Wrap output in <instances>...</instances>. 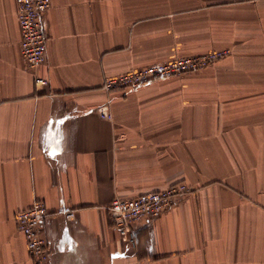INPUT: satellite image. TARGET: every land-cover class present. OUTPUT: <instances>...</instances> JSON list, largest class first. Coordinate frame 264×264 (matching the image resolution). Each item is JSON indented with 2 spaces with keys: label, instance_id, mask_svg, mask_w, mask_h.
<instances>
[{
  "label": "crops",
  "instance_id": "obj_1",
  "mask_svg": "<svg viewBox=\"0 0 264 264\" xmlns=\"http://www.w3.org/2000/svg\"><path fill=\"white\" fill-rule=\"evenodd\" d=\"M44 27L47 62L25 70L0 0V264H33L14 214L35 200L51 264H264V0H51ZM220 49L197 72L102 88ZM178 182L189 195L120 237L115 198Z\"/></svg>",
  "mask_w": 264,
  "mask_h": 264
},
{
  "label": "built area",
  "instance_id": "obj_2",
  "mask_svg": "<svg viewBox=\"0 0 264 264\" xmlns=\"http://www.w3.org/2000/svg\"><path fill=\"white\" fill-rule=\"evenodd\" d=\"M15 4L16 19L21 30L19 49L23 68L33 71L47 62L48 35L44 23L51 0H15ZM229 54V49H220L197 55L175 56L164 62L105 77L102 88L105 91L133 90L156 79L200 71ZM33 83L38 89L47 85V80L35 74ZM96 112L101 118L112 117L106 104L98 106ZM191 191L185 183L178 182L133 197L115 198L107 207V214L120 237L132 243L134 225L160 217ZM72 216L73 212L66 213L67 218ZM47 217V208L41 200H35L29 207L14 214L16 229L24 237L33 264H51V245L43 229Z\"/></svg>",
  "mask_w": 264,
  "mask_h": 264
}]
</instances>
